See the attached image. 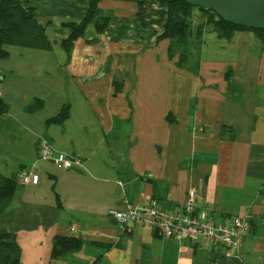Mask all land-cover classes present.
Returning <instances> with one entry per match:
<instances>
[{
  "label": "crops",
  "instance_id": "1",
  "mask_svg": "<svg viewBox=\"0 0 264 264\" xmlns=\"http://www.w3.org/2000/svg\"><path fill=\"white\" fill-rule=\"evenodd\" d=\"M20 1L36 6L40 27L23 29L0 61L3 137L42 113L41 137L80 159L83 171L51 163L46 177L37 171L38 185L11 188L0 230L15 235L21 264H264V39L206 31L179 68L171 41L160 39L167 9L159 0H100L68 53L65 41L90 1ZM231 81L239 92H229ZM35 101L41 108L31 112ZM65 107L68 119L49 124ZM191 189L200 217H247L251 232L239 253L166 239L151 227L128 233L109 215L124 199L180 208ZM56 237L80 246L52 260Z\"/></svg>",
  "mask_w": 264,
  "mask_h": 264
},
{
  "label": "trees",
  "instance_id": "2",
  "mask_svg": "<svg viewBox=\"0 0 264 264\" xmlns=\"http://www.w3.org/2000/svg\"><path fill=\"white\" fill-rule=\"evenodd\" d=\"M87 16L80 24L72 25L73 32L65 41L68 53L71 51L72 43L85 34V30L95 17V12L100 0H89ZM167 9V20L164 24V32L160 39L171 41L169 48L170 58L178 55L177 66L187 68L192 55L200 48L203 35L209 29L217 32L220 36L231 38L238 31H252L264 39V29H255L246 24H236L225 21L212 10L205 7L191 5L187 0H175L166 2L159 0ZM195 9L205 10L207 16L206 24L195 26L192 23ZM36 6L22 3L20 0H0V60L8 56L7 46L20 44L21 33L25 28H39L40 24L35 16ZM107 19L96 22L97 31L103 32L107 27ZM202 40V41H201ZM193 47V48H192ZM189 48L192 49L189 50ZM197 48V49H196ZM239 92L241 89L233 81L229 83L230 91ZM7 104L0 96V115L7 112ZM41 102L35 101L28 108L29 111H39ZM69 117V108L65 107L55 118L49 119V124H63ZM17 175L12 177L2 176L0 173V216L3 214L5 202L9 197L11 188L19 185ZM80 241L74 238L56 237L53 241L52 260H57L70 249L78 248ZM22 249L15 239V235L7 230H0V264H21Z\"/></svg>",
  "mask_w": 264,
  "mask_h": 264
},
{
  "label": "built area",
  "instance_id": "3",
  "mask_svg": "<svg viewBox=\"0 0 264 264\" xmlns=\"http://www.w3.org/2000/svg\"><path fill=\"white\" fill-rule=\"evenodd\" d=\"M37 148L41 162L53 163L65 170L81 166L80 159L58 152L46 136L40 137ZM16 177L22 186H36L41 179V175L33 169H23ZM197 208L196 191L191 189L186 203L180 208L165 209L154 200L133 202L124 199L119 207L109 211V215L128 233L134 227H151L166 239H177L195 246L203 244L209 248L222 247L228 252L239 253L251 232L247 217L237 216L224 223H217L212 216L200 217ZM78 231L74 223L71 232Z\"/></svg>",
  "mask_w": 264,
  "mask_h": 264
},
{
  "label": "rangeland",
  "instance_id": "4",
  "mask_svg": "<svg viewBox=\"0 0 264 264\" xmlns=\"http://www.w3.org/2000/svg\"><path fill=\"white\" fill-rule=\"evenodd\" d=\"M193 16H194L192 20L193 25L200 26L202 23L206 24L207 16H209V14L203 9H195ZM191 49L189 48V50ZM18 58L19 55L14 54L12 58V62L17 61ZM3 60L5 59H2L0 61ZM0 65H7V62H0ZM35 117L36 118H33L32 122L29 123L25 122L26 123V124L24 123L25 125H20L17 133L12 138L11 136L10 137L7 136V139H5L3 137L5 130L0 128V160H1L0 167L3 168L2 170L3 172L5 173L9 172V174H12V172H15L17 170L33 169L35 171H38L40 174L46 173L44 176L46 177V175H48V173L50 172V170L46 168H49L51 166L54 167L53 164L51 163L41 162L39 160L36 149V143H38L41 137L40 134L46 132V130L44 131V128H42L43 125L40 122V119L45 118V116L42 115V113H37ZM3 125H7V122H4ZM52 125H58V124H52ZM70 130L74 131L73 128H71ZM48 136L50 138H54L56 140L57 145L59 144L57 138L55 137L54 132L49 133ZM5 140L7 141V143L5 142ZM7 145L9 147H7ZM7 164L9 165V168H7ZM10 169H12V171H10Z\"/></svg>",
  "mask_w": 264,
  "mask_h": 264
},
{
  "label": "water",
  "instance_id": "5",
  "mask_svg": "<svg viewBox=\"0 0 264 264\" xmlns=\"http://www.w3.org/2000/svg\"><path fill=\"white\" fill-rule=\"evenodd\" d=\"M172 2L175 0H163ZM191 5L212 10L225 21L246 24L255 29H264V0H187ZM208 32H213L209 29ZM79 174L77 167L69 169Z\"/></svg>",
  "mask_w": 264,
  "mask_h": 264
}]
</instances>
